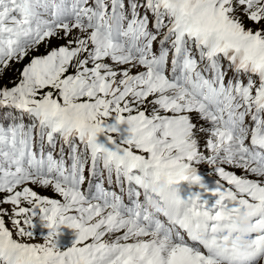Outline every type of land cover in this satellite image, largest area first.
<instances>
[{"label": "snow or ice", "instance_id": "snow-or-ice-1", "mask_svg": "<svg viewBox=\"0 0 264 264\" xmlns=\"http://www.w3.org/2000/svg\"><path fill=\"white\" fill-rule=\"evenodd\" d=\"M13 64L0 264H264V0H0V80Z\"/></svg>", "mask_w": 264, "mask_h": 264}, {"label": "rangeland", "instance_id": "rangeland-1", "mask_svg": "<svg viewBox=\"0 0 264 264\" xmlns=\"http://www.w3.org/2000/svg\"><path fill=\"white\" fill-rule=\"evenodd\" d=\"M58 43H63V41H53V46H55L56 44ZM45 50H40V53H43ZM40 53H35V54H40ZM12 66H16V64H13ZM11 70H15V68H10ZM7 71H5L4 73V76L6 75ZM13 74L15 73L14 71L12 72ZM3 76V77H4ZM122 127V126H121ZM215 172V170L213 171ZM214 178H216L218 180V175L217 173H215V176ZM39 192H41V194H44V195H48V191L49 190H44V189H37ZM35 224L36 225H40V226H36L33 231L35 233V235L37 236L34 240H28V242H33V243H36V242H42V238L44 236L47 235V233L50 231V229H48L46 227V222H43V221H40L39 217H36L35 218ZM42 225V226H41ZM9 227H11V225H9ZM74 237V239L76 238L75 236V230L71 229V228H68L67 226H61L60 228V231H59V234L57 236V239H56V242H57V245L61 248H66V247H70L73 243V241L70 243V242H67L66 243V239L68 238H72ZM27 239V238H26ZM73 239V240H74Z\"/></svg>", "mask_w": 264, "mask_h": 264}, {"label": "clouds", "instance_id": "clouds-1", "mask_svg": "<svg viewBox=\"0 0 264 264\" xmlns=\"http://www.w3.org/2000/svg\"><path fill=\"white\" fill-rule=\"evenodd\" d=\"M160 188L166 189L167 188V183L165 180H161ZM173 198V194L169 193V199ZM236 223L239 225L241 232L243 233H249L253 230L252 224L248 222V213L246 211H242L239 213V215L236 217ZM249 241L245 239L244 237H229V236H224L222 238V247L228 248L232 246L233 244H238L240 247H246L248 245Z\"/></svg>", "mask_w": 264, "mask_h": 264}, {"label": "trees", "instance_id": "trees-1", "mask_svg": "<svg viewBox=\"0 0 264 264\" xmlns=\"http://www.w3.org/2000/svg\"><path fill=\"white\" fill-rule=\"evenodd\" d=\"M53 43V42H52ZM40 50H45L44 49V47L42 46L41 48H40ZM25 63H27V61H25ZM20 67H22V65H20V64H16V66L14 67V66H12L11 68H15V69H19ZM7 71V73H6V75L3 77V79L2 80H0V84H8L9 83V80L11 79V78H13V77H16V76H18L19 75V73L17 72V71H15V70H11L10 68L8 69V70H6ZM15 72L14 74L12 73V72ZM122 126V125H121ZM120 126V127H121ZM121 129H123V127H121ZM49 191V193H48V196H55V193H53L52 192V190L51 189H48ZM36 226H40V225H36ZM42 226V225H41ZM74 239V237L72 238V239H70V240H68V239H66L67 241H66V243L67 242H72V241H74L73 240Z\"/></svg>", "mask_w": 264, "mask_h": 264}]
</instances>
